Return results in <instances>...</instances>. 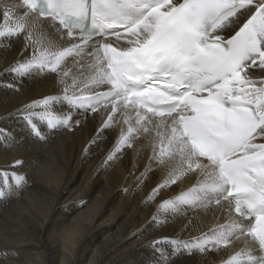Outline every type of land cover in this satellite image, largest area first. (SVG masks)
<instances>
[{"label": "snow or ice", "instance_id": "6c2138e0", "mask_svg": "<svg viewBox=\"0 0 264 264\" xmlns=\"http://www.w3.org/2000/svg\"><path fill=\"white\" fill-rule=\"evenodd\" d=\"M244 11L251 15L232 34L223 35L232 32ZM0 19V38L23 36L25 51H32L30 58L9 65L7 74L19 78L47 71L67 76L65 58L79 56L80 67L92 73L82 90L109 87L79 96L65 88L63 100L70 107L85 108L104 98L111 101L112 114L124 106L125 124L127 110L135 111L137 127L121 134L108 161L130 146L134 131H149L142 121L160 119L155 127L163 125L165 133L150 159L174 170L151 198L186 173L201 174L187 193L162 201L160 207L175 213L181 205L211 203L213 198L220 204L223 198L234 201L235 213L249 221L219 225L202 242L161 237L153 242L154 250L167 242L189 254L194 248L203 253L205 245H226L238 231L250 237L260 254L240 251L226 264H264V142H256L264 140V0H0ZM42 19L60 38H68V47L51 50ZM114 42L119 46L113 47ZM256 70L259 80L252 75ZM57 99L43 97L18 110L36 137L41 132L33 109H45L39 115L49 128L69 123L70 113L61 119L48 111ZM12 176L16 185L24 179ZM5 195L0 190V197Z\"/></svg>", "mask_w": 264, "mask_h": 264}, {"label": "bare ground", "instance_id": "6f19581e", "mask_svg": "<svg viewBox=\"0 0 264 264\" xmlns=\"http://www.w3.org/2000/svg\"><path fill=\"white\" fill-rule=\"evenodd\" d=\"M251 11L240 15L232 32L222 34H232ZM41 24L53 43L52 51L69 46L68 38H60L49 21L42 19ZM25 44L23 36L0 38V190L6 192L0 197V264H226L240 251L258 254L256 245L238 231L226 245H205L208 250L203 253L194 248L189 254L186 248L167 242L154 250L153 242L161 237L202 242L219 225L248 222L234 215L228 202L216 204L215 198L211 203L181 205L175 213L166 205L160 207L162 201L187 193L201 175L186 173L171 186L160 187L155 199L151 198L152 190L174 170L150 159L165 133L163 125L155 127L160 119L153 117L149 124L142 121L149 131H134L130 146L108 161L121 134L129 126L137 127L135 111L127 110L129 123L125 124L124 106L112 114L111 101L70 107L63 100L65 88L77 96L108 88L82 90L92 73L80 67L79 56L65 58L62 69L67 76L47 71L19 78L7 74L9 65L31 57ZM252 75L261 78L258 70ZM47 96L58 97L48 111L61 119L70 113V120L49 128L39 115L45 109H33L37 113L33 122L41 132L36 137L18 110ZM110 114L114 118L103 130ZM16 161L22 163L16 165ZM13 173L23 176L20 187L14 186Z\"/></svg>", "mask_w": 264, "mask_h": 264}, {"label": "rangeland", "instance_id": "374dc122", "mask_svg": "<svg viewBox=\"0 0 264 264\" xmlns=\"http://www.w3.org/2000/svg\"><path fill=\"white\" fill-rule=\"evenodd\" d=\"M0 182H1V179H0ZM14 186H18V187H20L19 185H16V184H14Z\"/></svg>", "mask_w": 264, "mask_h": 264}]
</instances>
